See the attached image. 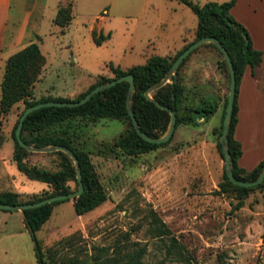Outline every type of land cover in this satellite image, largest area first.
Segmentation results:
<instances>
[{"label":"rangeland","instance_id":"1","mask_svg":"<svg viewBox=\"0 0 264 264\" xmlns=\"http://www.w3.org/2000/svg\"><path fill=\"white\" fill-rule=\"evenodd\" d=\"M58 1L46 0L40 17L41 49L48 64L32 88V100L46 95L75 97L99 77H114L110 64L127 69L153 55L172 56L195 38L197 16L177 0H62L63 5L72 6V20L63 30L52 24ZM193 1L203 5L227 0ZM247 4L240 0L231 15L235 20L242 16L249 35L264 42V6L258 13ZM92 29L97 36L110 33V37L96 45ZM216 56L221 58L204 43L189 56L188 63L198 69V79H204V90L197 93L195 85H186L185 103L218 101V113L206 119L198 115L195 125H178L165 146L129 156L113 145L125 122L79 121L75 146L88 153L108 196L85 215L76 214L72 200L54 205L36 232L46 264H66L73 259L92 264L138 247H145L143 261L148 264H183L166 255L162 241L148 233L151 212L186 247L192 264H264V187L251 190L239 208L230 194L218 191L224 160L217 143L230 79L225 70L212 72ZM23 110L20 101L0 115V129L10 132ZM243 126L242 139L251 145L248 149L262 150L264 94L249 103ZM8 149L4 143L0 154ZM34 153L28 156L29 163L56 169L55 155ZM7 174L14 176L13 183ZM68 183L72 190L76 188L74 181ZM17 185L27 194L45 187L19 172L13 161L0 162V191ZM0 264H38L32 234L18 210L0 209Z\"/></svg>","mask_w":264,"mask_h":264},{"label":"trees","instance_id":"2","mask_svg":"<svg viewBox=\"0 0 264 264\" xmlns=\"http://www.w3.org/2000/svg\"><path fill=\"white\" fill-rule=\"evenodd\" d=\"M177 1L188 6L197 16L195 38L193 41L184 44L172 56L153 55L147 58L145 63L132 65L127 69L114 67L110 64L109 67L114 72V77H99V79L87 90L72 98L53 95H46L38 100L29 98L32 93V88L39 80L46 64V57L37 42L40 40V36L37 35V41H33L22 49L14 52L5 61L3 76L0 82V115H6L11 107L20 101L24 103V109L44 101H76L81 99L99 84L106 83L122 75L132 74L134 78L132 109L140 129L151 137H161L167 131L170 113L166 109L158 108L151 100L147 99L144 95V91L164 78L176 57L192 42L201 37L213 36L217 38L228 51L235 71V98L227 133V144L232 158L233 175L241 181L249 182L255 180L259 176L260 170L264 165V158L251 170L240 167L237 161L242 154V148L240 141L235 138L234 133L238 122L237 96L240 80L246 66L250 67L253 76L256 75V70L262 61V51L252 46V40L247 29L230 14L229 10L234 5L235 0L208 2L203 5L193 0ZM71 12V4H59L53 23L63 30L72 20ZM91 36L96 45H101L104 40L110 37V33L97 36L95 29H92ZM204 45L212 46L221 56V58L219 57L217 60V67L220 70H225L227 72V77H229L227 64L219 49L213 43H204ZM197 49L198 47L193 49L180 63L176 76H171L169 82L150 93L151 97L161 105L175 111V129L180 124L195 125L198 115L206 119L213 115L218 107L217 102L203 103L194 106L185 103V100L188 99L189 91L182 82L180 70L191 53ZM128 86V81L118 82L113 86L95 93L85 103L77 106L41 107L30 112L23 121L21 138L26 143L36 146L62 145L69 148L77 157L81 169L83 191L74 199L65 200H72L74 210L78 215H83L95 209L103 203L108 196L94 170L88 153L75 146V142L78 139V128L76 127H78L80 120L86 123H96L100 119L125 122V129L114 140L113 145L129 156H138L161 146H165L173 137L174 132L169 140L160 144L148 142L140 137L135 131L126 110ZM226 103L227 98L222 108L219 134H221L222 131ZM19 117L10 131L14 143L11 160L15 163L18 171L28 179L40 181L48 187L39 193L26 195L11 190H3L0 191V203H33L46 197L70 193L76 190L78 183L76 180L75 166L72 159L65 152L57 150L45 153L57 157L58 161L56 162L55 170L47 169L37 163L31 164L28 162V156L35 153L25 150L18 144L15 138V128L18 124ZM75 123L77 124L76 126ZM217 147L222 156L221 144L219 141ZM70 180L75 183L76 188L74 190L71 189L68 183ZM218 187L219 192L230 194V196L236 200L235 208H239L242 206L244 199L251 190L264 187V180L255 186L243 187L233 184L227 178L224 171L223 179L219 182ZM62 201L64 200L46 203L39 207L25 209L24 211V223L27 230L32 234L38 264L46 263L43 260L42 249L36 237V232L51 216L53 206ZM148 216L149 223L147 231L151 237L162 241L165 247V254L174 256L177 260L183 262V264H192L186 254V247L172 233L169 226L163 222L155 212H151ZM145 252V247L129 248L113 257H108L106 259L98 258V260L92 264H148L143 261ZM66 264L84 263L73 259Z\"/></svg>","mask_w":264,"mask_h":264},{"label":"crops","instance_id":"3","mask_svg":"<svg viewBox=\"0 0 264 264\" xmlns=\"http://www.w3.org/2000/svg\"><path fill=\"white\" fill-rule=\"evenodd\" d=\"M45 1L46 0L44 1L43 0H0V82L3 76L5 61L11 54L22 49L29 43L33 41H37L36 38L37 35L41 37V39L37 41L41 49L43 36L41 35L39 28H40V17L42 16V13L45 11L44 10L46 5ZM62 2H63L62 0H59L57 2L55 6L56 12L58 5L62 4ZM246 3H248L247 5L249 8H254V10H252L253 12H258V13L260 11L257 10H259L262 6H264V0H256L255 2L253 0H246ZM239 5H240V0H235L234 5L229 10L230 14L235 9H237ZM54 17L52 18V24ZM243 20L244 18L242 16L236 18V21H238L241 24L242 23L245 24ZM246 27L248 28V26ZM64 34L65 32L62 35ZM250 37L252 40V46L255 49L262 51V61L260 63V66L256 70L255 76L251 74L250 67L246 66L242 78L240 80L239 92L237 96L238 122L236 124L235 133H234L235 138L240 141L242 148V154L237 161L238 165L247 170H251L264 158V148L260 151L259 150L256 151L253 147L252 149H248V147L251 145L245 144L244 140L242 139L245 113L248 111V105L250 102L255 101L264 94V42L259 39H256V37L252 36V34L250 35ZM165 55H169V54H165ZM218 59L219 57L216 56L215 68L212 69V72H214V74H216L218 71L217 69L218 67L216 64ZM47 64L48 62L46 59V65L44 66L41 75L45 72L44 70L46 69ZM197 71L198 69L194 67V63L191 62L188 63L187 60L186 63L184 64V67H182V69L180 70V74L182 76V82L184 83L185 86L187 85L191 87L195 85L197 88V93L199 92L201 93L204 90V79L201 80L198 79V76L196 75ZM218 94L219 93H217V96ZM61 97H66V96H61ZM216 102L218 103V101ZM218 110H219V105L214 114L218 113ZM0 136H1L0 141H2L0 143V148L4 143H7L9 146L8 151H6L4 154L3 153L0 154V162H2L3 164L4 163L11 164L12 161L11 156L14 146L13 140L11 138V133L7 128H2L0 129ZM30 163L35 164L34 162H30ZM7 178L11 183H13L12 182L14 179L13 175L10 176V174H7ZM16 187L17 188H15L14 186V188H12L11 191L17 192L19 194H27L26 192H22L18 190L20 189L19 188L20 186L17 185ZM45 188H46V184L44 188L38 190L37 192H31V193H39Z\"/></svg>","mask_w":264,"mask_h":264},{"label":"water","instance_id":"4","mask_svg":"<svg viewBox=\"0 0 264 264\" xmlns=\"http://www.w3.org/2000/svg\"><path fill=\"white\" fill-rule=\"evenodd\" d=\"M203 43H213L219 51L222 53V56L227 64L228 71H229V79H230V85H229V92L227 96V103H226V108H225V113L223 117V122H222V131L220 134L219 142L221 144V150H222V156L224 160V171L227 176V178L236 185L243 186V187H251L255 186L259 183H261L264 180V165L260 170L259 176L253 180V181H241L237 179L233 175V164H232V158L229 153L228 149V144H227V133H228V128H229V119L230 115L232 112L233 104H234V98H235V71L233 67V63L231 61V57L226 50V48L223 46V44L215 37L213 36H206V37H201L197 39L196 41L192 42L186 49H184L173 61L171 64L169 70L166 72L165 76L161 81L156 83L155 85L150 86L144 91V95L147 99L151 100L158 108L160 109H166L170 113V121L169 125L167 128L166 133L161 136V137H151L147 135L145 132H143L140 129L139 123L134 115L133 109H132V95L134 92V78L132 74H126L122 75L116 79H113L111 81H108L106 83H102L91 89L85 96H83L81 99L76 100V101H44V102H39L37 104L31 105L26 107L22 114L19 117L18 124L15 128V138L18 142V144L23 147L25 150L30 151V152H53V151H63L65 152L73 161V164L75 166V172H76V180L78 183L77 189L70 192V193H65V194H58V195H53L50 197L43 198L39 201L33 202V203H21V204H9V203H0V209H5V210H19L22 215H24L25 209L28 208H35L39 207L41 205H44L46 203H51L54 201H59V200H65V199H74L75 197L79 196L82 191H83V183H82V178H81V169H80V164L77 159V157L74 155V153L67 147L58 145V144H53L49 146H36L32 144L26 143L22 138H21V130H22V125L23 121L26 118V116L32 112L33 110H36L41 107H47V106H77L80 104L85 103L87 100H89L95 93L108 88L110 86H113L114 84L121 82V81H128L129 86H128V91L126 95V110L127 113L131 119V122L133 124V127L135 131L140 135V137L148 142L151 143H163L169 140V138L172 136L174 129H175V123H176V113L174 110H171L169 108L164 107L161 105L158 101H156L154 98L151 97L150 93L151 91H154L161 86H163L165 83L170 81L171 76H176L178 66L180 63L184 60V58L195 48H197L199 45Z\"/></svg>","mask_w":264,"mask_h":264}]
</instances>
